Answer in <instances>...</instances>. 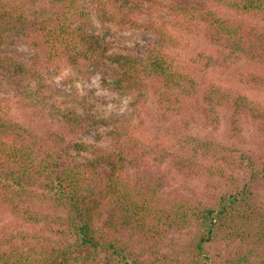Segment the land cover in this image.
<instances>
[{"label": "trees", "instance_id": "1", "mask_svg": "<svg viewBox=\"0 0 264 264\" xmlns=\"http://www.w3.org/2000/svg\"><path fill=\"white\" fill-rule=\"evenodd\" d=\"M242 63L264 89V0H0V264H264V106L200 82Z\"/></svg>", "mask_w": 264, "mask_h": 264}, {"label": "rangeland", "instance_id": "2", "mask_svg": "<svg viewBox=\"0 0 264 264\" xmlns=\"http://www.w3.org/2000/svg\"><path fill=\"white\" fill-rule=\"evenodd\" d=\"M177 1L181 2V4L183 5H193L197 3V0H177ZM145 40L146 38L141 36L140 34L129 33L127 34L126 40L123 44L124 49H128V52L129 50L131 51L137 49V47L138 49H142L141 44ZM188 44L189 47L188 49H186L187 50L186 57L197 59L198 56L206 53V50H204L206 48V45L201 39L191 37L190 40L188 41ZM253 70L254 68H252L250 65L246 63H242L238 65V68L230 69L228 71H222L218 69H214V70L208 69L203 74H200V82L201 83L208 82L209 84L222 86L226 90L238 91L241 94L247 96L250 100L255 101L264 106V89L255 87L251 85V83H249L248 81ZM25 84H26L25 80L24 82H20L19 80H11L8 77H3L2 79H0V94L5 92L12 93L16 89H20L22 88V86H25ZM50 89H51L50 87H47L45 92L48 93ZM81 91H83V93L86 92V90H81ZM51 92L53 93L50 94L49 92L48 94L49 96H51L50 98L52 99L61 98L67 102L71 101L72 103H73V99H77L76 97H71L70 100L69 98L65 97L64 95H61L60 93L59 94L54 93V89L51 90ZM153 105H154V101L152 100L150 106H148V109L149 110L153 109ZM112 112H113L112 117L113 116L118 117V120H120V122H124V123L128 122V117H129V120H131L130 121L131 124L134 123V121L132 120L133 118L130 119L131 118L130 114L132 113V111H130L129 109L123 110L115 107V109H113ZM143 115L146 116L145 114ZM228 116H229L228 114L227 116L225 114L221 115V117H223L222 119L223 126L218 132L215 133L214 131L211 130H204L202 126L196 125L193 127L192 134L200 135L201 137H206V138H213L219 142H224V143L228 142V133H229L228 130L230 128V125L227 124V121L229 120V118H227ZM145 121H146L144 128L145 135L151 138L152 140L162 141L163 132L160 129L161 126L157 122V120L147 118L145 119ZM237 122L239 123V120H237ZM240 127L242 128L241 138L244 139L246 144L245 146L250 149H254L255 148L254 144H257L258 142V138H256V136H258V133L256 128L254 127V124H252L250 121L246 119H243V121L240 122ZM261 143L264 144V141H261ZM180 181L181 183H184V181L179 178L178 183H174V186H179ZM189 184H191L190 186H193V184L196 185V183L194 182H191ZM14 226H15V220L13 216L5 209L0 207V233L2 234L6 231V229L8 228L11 229Z\"/></svg>", "mask_w": 264, "mask_h": 264}]
</instances>
